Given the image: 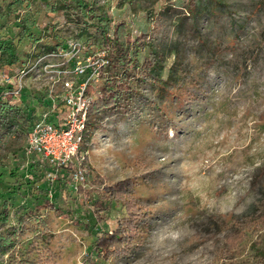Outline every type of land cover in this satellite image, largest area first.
Returning a JSON list of instances; mask_svg holds the SVG:
<instances>
[{
	"label": "rangeland",
	"instance_id": "374dc122",
	"mask_svg": "<svg viewBox=\"0 0 264 264\" xmlns=\"http://www.w3.org/2000/svg\"><path fill=\"white\" fill-rule=\"evenodd\" d=\"M189 2L0 0V98L17 93L32 120L69 41L102 46L99 20L125 21L129 42L146 32L143 53L160 60L124 110L93 108L82 183L45 178L22 119L0 126V232L48 199L47 264H259L264 227L229 238L264 212V0ZM11 256L0 264L37 263Z\"/></svg>",
	"mask_w": 264,
	"mask_h": 264
},
{
	"label": "built area",
	"instance_id": "2783aa9c",
	"mask_svg": "<svg viewBox=\"0 0 264 264\" xmlns=\"http://www.w3.org/2000/svg\"><path fill=\"white\" fill-rule=\"evenodd\" d=\"M65 47L67 56L53 70L46 110L27 128L25 152L47 180L66 176L82 183L86 154L81 146L110 61L103 46L88 51L72 40Z\"/></svg>",
	"mask_w": 264,
	"mask_h": 264
},
{
	"label": "trees",
	"instance_id": "16d2710c",
	"mask_svg": "<svg viewBox=\"0 0 264 264\" xmlns=\"http://www.w3.org/2000/svg\"><path fill=\"white\" fill-rule=\"evenodd\" d=\"M189 1L188 8L190 11H194L195 0ZM83 3L89 16L95 18L92 15L90 4L85 1ZM99 23L103 27L101 45L106 50L110 64L107 67V77L100 85V95L95 100L94 109L104 107L124 110V107L129 106L128 101L134 92L133 80L135 76H138L144 70L150 72L156 69L160 64V60L156 53L152 51L148 55H144V46L149 41L146 32H142L140 37H136L133 42H129L126 40L125 21L121 20L113 27H110L103 20H99ZM13 98L14 94L10 92L5 97L0 98V126H9L18 122V119H22L23 123H27V132V128L32 121V111L17 107L14 103L11 104L10 102ZM15 113H18V115L16 116ZM114 193L116 192L114 191ZM51 207H53L51 202L46 199L44 203L38 204L34 209L21 214L17 218L16 224L9 225L3 229L0 232V252L3 251L8 257L13 255L11 257L15 261L28 263L29 259L24 254H31L32 251H35L37 256L36 264H47L54 256L48 245L51 241L52 230L43 216L45 210L51 209ZM54 211L60 214L57 208H54ZM8 216L9 212L4 207L0 214V224L6 222ZM245 226L229 238L231 245L234 246L238 242L243 241L247 236L246 231L252 229L253 226L258 229L264 227V212L252 218ZM28 234H32L31 239L24 246L25 240H28L26 237ZM101 238L100 236L98 237L99 240L96 244L97 252L100 254H102ZM256 249L260 259L258 263L264 264V246Z\"/></svg>",
	"mask_w": 264,
	"mask_h": 264
}]
</instances>
